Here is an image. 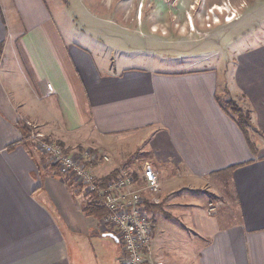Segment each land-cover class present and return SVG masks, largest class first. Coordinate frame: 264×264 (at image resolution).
Segmentation results:
<instances>
[{"label": "crops", "instance_id": "1", "mask_svg": "<svg viewBox=\"0 0 264 264\" xmlns=\"http://www.w3.org/2000/svg\"><path fill=\"white\" fill-rule=\"evenodd\" d=\"M87 43L66 41L44 0H0V264L122 257L103 218L83 212L87 198L25 141L30 125L71 152L108 157L88 163L99 179L122 171L138 179L154 258L264 264V45L222 77L129 65ZM228 100L250 115L247 134L222 107ZM148 166L158 194L144 187Z\"/></svg>", "mask_w": 264, "mask_h": 264}, {"label": "rangeland", "instance_id": "2", "mask_svg": "<svg viewBox=\"0 0 264 264\" xmlns=\"http://www.w3.org/2000/svg\"><path fill=\"white\" fill-rule=\"evenodd\" d=\"M44 3L66 41L89 42L102 53L107 52L108 58L111 55L117 60L115 57L122 54V58L128 59L127 64L138 67L153 61L155 65L169 66V71L183 67L214 68L223 77L227 72H241L242 58L255 57L254 53L264 45V0H44ZM73 19L83 32L67 25ZM73 31L74 37L70 36Z\"/></svg>", "mask_w": 264, "mask_h": 264}, {"label": "built area", "instance_id": "3", "mask_svg": "<svg viewBox=\"0 0 264 264\" xmlns=\"http://www.w3.org/2000/svg\"><path fill=\"white\" fill-rule=\"evenodd\" d=\"M25 141L47 156L49 163L64 173L67 183L75 193H82L88 202H94L107 211L102 219L107 231L122 244L120 264H165L163 258L151 254L153 224L144 203L143 189L139 181L127 172L103 181L96 177L88 166L89 161L102 157L90 151H69L52 141L46 140L36 126L30 125ZM145 189L153 194L160 192V183L152 167L144 172ZM222 201L210 202L209 215L217 214Z\"/></svg>", "mask_w": 264, "mask_h": 264}, {"label": "trees", "instance_id": "4", "mask_svg": "<svg viewBox=\"0 0 264 264\" xmlns=\"http://www.w3.org/2000/svg\"><path fill=\"white\" fill-rule=\"evenodd\" d=\"M66 1V0H64ZM222 107L224 110L228 113H231L234 118H236V121L238 122L241 129L244 131V133L247 134V130L250 126V115L247 113H244L243 110L232 100H228L226 102L222 103ZM117 175H111L107 178H104L103 181L109 180L111 178H115ZM145 202V199H144ZM83 212L88 216H98L100 218H104L107 216V211L101 207L100 205L94 203V202H85Z\"/></svg>", "mask_w": 264, "mask_h": 264}, {"label": "bare ground", "instance_id": "5", "mask_svg": "<svg viewBox=\"0 0 264 264\" xmlns=\"http://www.w3.org/2000/svg\"><path fill=\"white\" fill-rule=\"evenodd\" d=\"M215 9L218 10V7H216ZM230 20H231V19H230ZM230 20H229V21H230ZM231 21H232V20H231Z\"/></svg>", "mask_w": 264, "mask_h": 264}]
</instances>
